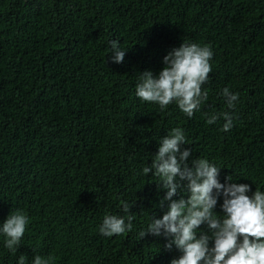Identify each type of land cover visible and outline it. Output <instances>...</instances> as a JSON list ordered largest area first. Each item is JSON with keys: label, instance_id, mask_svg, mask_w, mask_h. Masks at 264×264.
<instances>
[{"label": "trees", "instance_id": "trees-1", "mask_svg": "<svg viewBox=\"0 0 264 264\" xmlns=\"http://www.w3.org/2000/svg\"><path fill=\"white\" fill-rule=\"evenodd\" d=\"M112 40L125 50L121 63L112 62ZM182 42L213 51L208 99L191 118L135 95L140 72L158 74ZM225 87L239 93L235 109ZM224 112L233 116L229 131L222 116L206 122V113ZM176 127L189 166L203 158L221 168L220 183L264 191V0H0V225L15 211L29 218L15 255L0 234V264L21 254L26 264L34 255L53 257L50 264L179 258L164 247L170 238L138 235L167 211V190L142 170ZM181 197L186 189L172 199ZM105 214L126 223L132 215V231L103 236ZM201 234L210 235L207 225Z\"/></svg>", "mask_w": 264, "mask_h": 264}, {"label": "clouds", "instance_id": "clouds-1", "mask_svg": "<svg viewBox=\"0 0 264 264\" xmlns=\"http://www.w3.org/2000/svg\"><path fill=\"white\" fill-rule=\"evenodd\" d=\"M109 43L112 62L121 63L125 50L118 40ZM212 57L213 51L208 45L182 42L163 57V67L158 74L154 75L151 70L140 72L136 97L157 104L161 111L174 103L191 118L208 99V92L202 86L212 72ZM221 95L227 107L235 109L239 93L225 87ZM206 116L210 125L222 116L225 123L221 130L224 132L233 127L230 112L206 113ZM185 144L188 143L184 130L172 128L159 141L151 164L142 170L144 175L152 172L159 178L158 184L167 190L161 204L164 201L169 204L160 218L151 216V223L138 233L139 238L146 234L170 238L164 247L170 250L174 245L182 253L170 264H264V191L259 188L251 191L250 185L245 183H220L221 168L206 159H193L189 166L191 149H182ZM226 180L232 179L229 176ZM179 181H186V184ZM178 189H186L187 198L172 199ZM220 197L223 198L222 215L214 211ZM121 203L123 211L130 213L131 204ZM133 218L128 215L126 223L122 216L105 214L99 232L105 237L124 236L132 231ZM28 224V216L15 211L0 225V234L5 237L4 246L13 255L21 245ZM201 225H207L210 235L201 234L197 238ZM52 259L34 255L32 264H50ZM26 262L27 257L21 254L17 264Z\"/></svg>", "mask_w": 264, "mask_h": 264}]
</instances>
